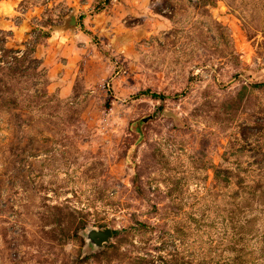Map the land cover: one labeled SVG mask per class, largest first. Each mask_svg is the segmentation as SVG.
<instances>
[{"label":"rangeland","instance_id":"1","mask_svg":"<svg viewBox=\"0 0 264 264\" xmlns=\"http://www.w3.org/2000/svg\"><path fill=\"white\" fill-rule=\"evenodd\" d=\"M0 264H264V0H0Z\"/></svg>","mask_w":264,"mask_h":264},{"label":"water","instance_id":"2","mask_svg":"<svg viewBox=\"0 0 264 264\" xmlns=\"http://www.w3.org/2000/svg\"><path fill=\"white\" fill-rule=\"evenodd\" d=\"M75 25H76V18H75V15H72V16L70 17V20H69L68 23H67V27H64V29H67V28H74ZM109 235H110V232H109V231H107V232H103V233L101 234V240H106L107 237H108Z\"/></svg>","mask_w":264,"mask_h":264},{"label":"trees","instance_id":"3","mask_svg":"<svg viewBox=\"0 0 264 264\" xmlns=\"http://www.w3.org/2000/svg\"><path fill=\"white\" fill-rule=\"evenodd\" d=\"M106 1H110V0H106ZM149 93H151V92L148 90V91H146V92H143L142 94H149ZM151 95H152L153 97H155V98H162V97H163V96H160V95L155 94V93H151Z\"/></svg>","mask_w":264,"mask_h":264}]
</instances>
